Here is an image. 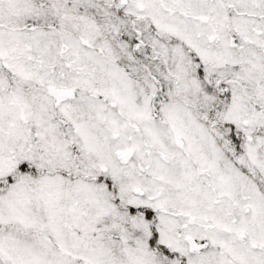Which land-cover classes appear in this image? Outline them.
<instances>
[{
  "label": "snow or ice",
  "instance_id": "6c2138e0",
  "mask_svg": "<svg viewBox=\"0 0 264 264\" xmlns=\"http://www.w3.org/2000/svg\"><path fill=\"white\" fill-rule=\"evenodd\" d=\"M0 264H264V0H0Z\"/></svg>",
  "mask_w": 264,
  "mask_h": 264
}]
</instances>
